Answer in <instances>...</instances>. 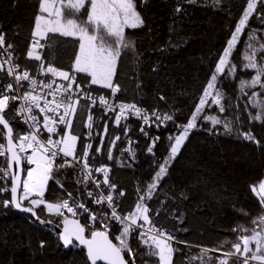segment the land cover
Segmentation results:
<instances>
[{
  "label": "trees",
  "instance_id": "obj_1",
  "mask_svg": "<svg viewBox=\"0 0 264 264\" xmlns=\"http://www.w3.org/2000/svg\"><path fill=\"white\" fill-rule=\"evenodd\" d=\"M38 3L39 0H0V28L9 42L15 45L21 63L29 69H35L37 65V62H29L25 54L32 40L35 17L39 14ZM178 3L181 6L180 13L174 11ZM246 3L247 0H220L218 4L213 0H197L195 4L185 3L184 0H147L141 4L137 0V11L145 23L140 28L126 31V35L134 40L135 49L122 53L114 82L121 87V101L173 115L175 123L168 121L167 128L155 133L159 138L158 146L151 154H148L150 144L144 141L140 123L137 122L129 123L125 129H115L111 123L108 124L112 134L120 133L121 137L111 159L108 158V144L101 157L96 152L98 145L93 148L89 162L93 163V159L98 158L96 163L99 166L110 169V183L125 193L120 204L123 214L134 211L138 199L137 189L150 182L157 165L168 156L173 142L169 137L178 134L176 125L189 121ZM257 11H260L259 4ZM248 25L260 29L257 35L264 38V24L255 14L249 19ZM248 31L246 27L232 55V61L237 64L235 77H220L227 110L219 113L218 107L209 99L212 106H206L203 113L232 121L233 133L226 134L222 125L213 126L211 121L202 118V114L197 118L201 129L190 133L172 162L169 175L160 182L159 199L154 197L148 201L153 210L150 216L159 210L154 222L173 231L178 239L190 245H176L181 251L174 254L173 264H189V257H198L203 248H217L225 240L235 242L237 233L232 229L237 224L253 227L251 221L261 211L250 185L264 179V123H250L248 119V111L253 114L256 112L248 103L249 96L260 89H246L249 96H244L239 90L240 79H248L254 74L253 70L242 67L246 63L242 53ZM53 36L52 62L70 71L79 42L59 34L49 35L50 38ZM42 54L47 57L49 49L44 48ZM89 79L84 74L77 75V80L83 83ZM7 83H10L7 75L0 72V89ZM92 87L97 93L107 92ZM246 105L248 111H245ZM15 108L16 102H10L6 115ZM13 115L14 134L16 131L24 132L19 116ZM87 115V110L78 108L73 120L72 132L80 137L78 154L81 145L86 144ZM237 129L241 132L251 130L260 144L238 138ZM125 138L137 143L139 156L134 167H131L129 157L123 153ZM1 166H6L5 157L0 159ZM30 167L25 165L26 169ZM78 173L77 167H65L59 171L54 169V179L49 180L44 199L56 202L68 198L66 193L71 192L74 198L96 214L97 220H89V212L79 208L76 216L63 210L65 217L86 225L89 235L92 230L107 231L118 244L114 237L121 233L122 228L110 219L103 204H97L87 196L89 191L95 196V190L89 182L78 183L83 180ZM56 180L60 181L63 188ZM24 204L27 205L28 201H24ZM240 209L246 210L248 215L242 214ZM36 212L44 221H52L60 227L65 218L47 213L43 205ZM41 241L44 242L43 247L40 246ZM129 244L135 253L136 264H157L156 258L145 255V247L137 239V233H132ZM229 246L226 244L225 248ZM124 255L129 259L127 252ZM208 256L213 258L211 264H218L216 257L220 253L209 251L204 257L206 264ZM0 264L90 263L86 253L77 247L67 251L54 230L10 208L0 213ZM191 264H200V261L193 260Z\"/></svg>",
  "mask_w": 264,
  "mask_h": 264
},
{
  "label": "snow or ice",
  "instance_id": "obj_2",
  "mask_svg": "<svg viewBox=\"0 0 264 264\" xmlns=\"http://www.w3.org/2000/svg\"><path fill=\"white\" fill-rule=\"evenodd\" d=\"M139 2L143 4L147 0H139ZM184 2L195 4L197 0H184ZM213 2L218 4L220 0H213ZM258 4L260 11H257ZM174 11L181 12L179 3ZM38 12L31 33L32 40L25 54L27 59L39 62L36 65L35 74L30 73L27 68L21 70V65L16 62L18 57H15L12 51L13 45L6 44L5 34L0 32V56L3 57L0 58V72L6 71L13 81L0 89V126H2L0 127V157L6 158V166L0 167V180L5 181L4 185L0 186V193L10 192V199L3 200L4 207L11 205L22 212L31 213L41 223L46 222L41 220L36 212L41 205L48 213L61 217H65L63 210L76 216L79 208L89 212V220L96 221V214L91 212L84 203L74 198L71 192L66 193L68 198L56 202H48L44 199L48 182L54 179V169L59 171L61 168L79 165L78 174L83 177V180L77 181L78 183L86 184L91 180L96 189H100L102 184L107 187L108 194L98 191L94 196L93 192L89 191L87 196L93 198L97 204L106 203L111 209V219L120 223L122 231L114 237L118 241L116 244L109 239L107 231L92 230L90 235L86 236V225H82L79 220H69L65 217L63 231L59 236L63 245L65 247L82 245L86 249L90 264H98V262L129 264V260L131 264H136L135 253L129 244V239L135 232L137 239L145 247V255L156 258L157 264H173L174 254L181 251L174 245H190L187 241L178 239L173 231L154 222L155 216L159 215V210L150 216L149 213L153 210L148 201L153 200L154 197L159 199L160 182L169 175L171 164L179 155L191 130L198 127V116L204 113L206 106H212L209 104V99L218 107L219 113L227 110L228 106L223 102L225 95L222 89L223 81L220 77H235L237 64L232 61V54L246 27L249 31L242 53L243 61L246 63H243L242 67L253 70L254 74L248 79H240L239 90L244 96H249L246 89H260V91L251 92L249 96L248 103L256 109L255 114L248 111L247 105L245 111H248L250 123H264V38L257 35L260 29L248 25L253 14L261 24H264V0H247L246 8L218 59L214 71L210 74L209 81L193 114L186 124L176 125L178 134L169 137V140L173 142L170 144L168 156L157 165V170L150 182L137 189L138 199L134 204V211L128 214L117 212V204L111 194L115 192L116 185L109 181L108 167L93 169L88 163L92 144L81 145L79 154H77V142L80 137L73 134L72 127L78 108L82 107L88 111L87 127L92 129L93 116L90 110L96 107L97 103L104 110L105 115L109 112L115 113L113 120L117 125L120 124L121 118L127 120L129 115L143 119L145 123L154 121L175 123L173 115L160 114L157 111L149 114L147 110L134 103L115 102V95L121 91L120 85L114 83L118 62L122 53L135 49V42L131 36L126 35V29H137L145 23L141 13L137 11V0H39ZM50 33L59 34L65 38H75L79 42L70 71L63 70L52 62L51 50L54 48L55 36L50 38ZM41 41H46V43H41ZM44 48L49 49L47 57L39 51ZM78 74H84L90 79L82 86L77 81ZM39 76L47 79H38ZM91 86L110 90V96L94 95ZM38 89L42 91L38 92ZM160 99L163 100L164 97L161 96ZM81 100H86L88 103L81 105ZM17 101H19L17 107L6 115L10 102ZM13 113L20 116L22 122L27 125L26 131H16L14 134L12 123L15 117ZM202 118L211 121L213 126L222 125L226 134L233 133V122L226 118L207 114H203ZM60 126L64 128L63 133L60 132ZM104 131H107L106 125ZM236 131L238 138L260 144L251 130L241 132L237 129ZM102 146L101 141L96 152H99ZM113 146L114 141L108 147L109 159L112 158ZM148 151L151 153L152 148L149 147ZM58 157L60 158L59 164H57ZM132 158H135L134 153ZM24 165L34 167L26 169ZM94 171L102 173L103 178L96 179L93 175ZM9 178L11 179L10 186L7 184ZM56 183L60 184V181L56 180ZM60 187L63 188V185L60 184ZM250 188L258 198L261 208L260 213L251 221L253 227L237 224L232 229L237 233L235 242L225 240L217 248L211 250L203 248L198 257H189V264L197 259L200 264H206L204 257L209 251L220 253V256L216 257L218 264H252V262L264 264V179L257 184L250 185ZM123 195V191L119 192L116 200ZM24 201H28V204L25 205ZM239 211L248 215L244 209ZM180 222L183 223V220L181 219ZM47 223H52V221H47ZM104 227L107 229V224ZM178 231H186V229H178ZM226 244L230 246L225 248ZM40 246H44L43 241ZM125 252L128 253L129 259L125 258ZM212 259L208 256L207 264H211Z\"/></svg>",
  "mask_w": 264,
  "mask_h": 264
},
{
  "label": "built area",
  "instance_id": "obj_3",
  "mask_svg": "<svg viewBox=\"0 0 264 264\" xmlns=\"http://www.w3.org/2000/svg\"><path fill=\"white\" fill-rule=\"evenodd\" d=\"M0 32H3V31L1 30V28H0ZM3 33H4V32H3ZM4 34H5V33H4ZM5 40H6V44H12V43L9 42V40H8L6 34H5ZM12 45H13V44H12ZM12 51H13V53H14V56H15V57H18V59L16 60V62L19 63V64L21 65V70L27 68V67H25V66L21 63V59H20V57L17 55V51H16V47H15V45H13V49H12ZM39 51L42 53V52L44 51V49H39ZM0 58H3V57L0 56ZM27 60L30 61V62L33 61V60H31V59H27ZM38 63H39V62H38ZM27 69H28V70L30 71V73H32V74H35L36 71H37L36 68H35V69H29V68H27ZM5 74L7 75L6 71H5ZM7 77H8V79H9V82L12 83V82H13V81H12V78L9 77L8 75H7ZM37 78H38V79H47V78L44 77V76H39V77H37ZM58 82H59V81H58ZM78 83H80L82 86L85 84V83H83V82H81V81H78ZM91 90L93 91V94H94V95H99V94H100V93L95 92V91L93 90V87H92V86H91ZM21 91H24V89H21ZM41 91H42L41 89H38V92H41ZM10 94H11V93H10ZM102 95H104L105 97H109V96H110V91H108V92H106V94H102ZM120 96H121V91L115 95V102H124V101H121V100H120ZM49 99H51V97H49ZM18 103H19V101L16 102V107H17V104H18ZM87 103H88V101H86V100H81V104H87ZM124 103H127V102H124ZM138 107H141V106H138ZM141 108H143V107H141ZM143 109L147 110L149 114H151V113L153 112V111H150V110H148V109H146V108H143ZM154 111L159 112L158 110H154ZM90 112H91V115L93 116V121H92V122H97V123H98V122H101V123H104L105 121H107V122L111 123L112 126H113L115 129H125V128L128 127L129 123H131V122H137V123H140V133H141V135H142L144 141H145V142H148V143L150 144V147L152 148V152H151V153H153V152L157 149V146H158V139H156L157 136H156L155 133L159 132L161 129H165V128H167V125H168V121L163 122V123H161V122H159V121H154V122H150V123H145V122L143 121V119L135 118V117H133V116H131V115H129V118H128L127 120H125L124 118H121L120 124L117 125V124L114 123V120H113V117H114L115 113H111V112H109V113H107V114L105 115V114H104V110L99 106V103H97V106H96V107L91 108ZM159 113H160V112H159ZM160 114H161V113H160ZM19 118H20V120H21V122H22V119H21L20 116H19ZM109 123H108V124H109ZM22 124L24 125V131H26V130H27V125H26L25 123H23V122H22ZM108 124H107V125H108ZM125 125H127V127H126ZM197 125H198V123H197ZM200 129H201V127H199V125H198V127L195 128V129H193V130H191V132H193V131H197V130H200ZM63 131H64L63 126H60V132L63 133ZM191 132H190V133H191ZM45 135H47V134H45ZM53 138H55V137H53ZM125 143H126V146H125V148H124V150H123V153L129 157L131 167H134V166L137 164V158H138V156H139V155H138V154H139V151H138V148H137V143H136L135 140H132V139H130V138H125ZM91 153H92V152H91ZM133 153L135 154V158H134V159L132 158V154H133ZM151 153L148 151V154H151ZM97 155H98V157H101L98 153H97ZM90 156H91V154L88 156V163L93 167V169L98 168V167H102V166H99V165L96 163V161L98 160V158L93 159L94 162H93V163H90V162H89V158H90ZM2 158H3V157H0V159H2ZM59 162H60V158L58 157V159H57V164H58ZM1 167H2V166H1ZM75 167H77V169L79 170V165H77V166H75ZM108 169H109V168H108ZM93 175H94V177H95L96 179H102V178H103V174H102V173H96V172L94 171V172H93ZM108 175H110V169H109V173H108ZM88 182H89V183L92 185V187L94 188L95 193L98 192V191H104L105 194H108V190H107V187H106L105 185L102 184L101 187H100V189H96V188L94 187V185H93V183H92L91 180H89ZM4 183H5V181L0 180V186H3ZM7 184H8V186L11 185V179H10V178L7 180ZM45 192H46V190H45ZM119 192H121V191H119L118 187L116 186L115 192H113V193H111V194H112L113 197H114V202L117 204V212H118V214H123V213L120 211V204H121L122 198L125 196V193H124V195H123L122 197H120L118 200H116V196H117V194H118ZM5 199H10V192H3V193H0V213H1V212L4 213V212L8 211L10 208H13L11 205H9L8 207H4V205H3V200H5ZM102 204L105 206V208H106V210H107V212H108V214H109V217H110V219H111V216H110L111 209L107 206L106 203H102ZM111 220H112V219H111ZM112 221H113L116 225H118L119 227L122 228V226L120 225V223H119L118 221H115V220H112ZM134 233H135V232H134ZM183 245H184V244H183ZM174 246H176V245H174Z\"/></svg>",
  "mask_w": 264,
  "mask_h": 264
},
{
  "label": "rangeland",
  "instance_id": "obj_4",
  "mask_svg": "<svg viewBox=\"0 0 264 264\" xmlns=\"http://www.w3.org/2000/svg\"><path fill=\"white\" fill-rule=\"evenodd\" d=\"M235 49H236V47H235ZM114 81H115V77H114ZM95 87H98V86H95ZM98 88L99 89H102V90H105V91H110L108 89H103V88H100V87H98ZM199 117L200 116H198V118ZM108 123L109 122H107V121H105L104 123H101V122H98V123L97 122H92V124H93L92 129H89L87 127L88 134H87V137L85 139L86 140V144H88V143H91L92 144V149L89 150V155L91 154L93 148L96 145L99 146L100 145V142L102 141L103 142V146L101 147L100 151L97 152L100 156H102L103 149L106 147V145L108 144L107 146L109 147V145L110 144H113V141H114V146L111 149V156L113 157L114 151H115L118 143L120 142L121 137L119 136L120 133L117 134V135L116 134H112V132L109 130V125H107ZM105 125L107 126V131L106 132L104 131ZM90 132H91V134L89 135ZM115 137H119V139H115ZM185 143H186V141H185ZM79 144H80V140L77 142V154H78ZM183 146H182V148H183ZM68 159H71V158H68ZM30 166L31 167H34L33 165H30ZM252 264H256V262H252Z\"/></svg>",
  "mask_w": 264,
  "mask_h": 264
},
{
  "label": "water",
  "instance_id": "obj_5",
  "mask_svg": "<svg viewBox=\"0 0 264 264\" xmlns=\"http://www.w3.org/2000/svg\"><path fill=\"white\" fill-rule=\"evenodd\" d=\"M0 127H2V126H0ZM14 167H15V166H14ZM24 167H25V165H24ZM13 210H14L17 214L25 215V216H28V217L34 219V220H35L39 225H41V226H44V227H47V228H50V229L54 230V231L56 232V234L58 235V237L60 236V234H61L62 231H63L64 223L62 224L61 227H60V226H57V225H55V224H53V223H47V222H45V223H41L40 220H37L36 217L32 216L31 213L22 212V211H20V210L14 208V207H13ZM41 220H43V219H41ZM69 220H72V219H69ZM79 222H80V221H79ZM80 223H81V222H80ZM81 224H82V223H81ZM85 235H86V236H89V233L87 232V230H85ZM108 235H109V234H108ZM109 239H112L110 235H109ZM112 241H113V240H112ZM60 242H61V245H62L67 251H70V250H72L73 248H75V247H73V246H71V245H69L68 247H65V246L63 245V243H62L61 240H60ZM113 243H115V242L113 241ZM77 248H78L80 251H84V252L86 253V249H85L82 245L79 246V247H77ZM86 257H87V256H86ZM125 258H126V257H125ZM87 259H88V258H87ZM88 261H89V260H88ZM89 263H90V261H89ZM98 264H103V262H98Z\"/></svg>",
  "mask_w": 264,
  "mask_h": 264
},
{
  "label": "crops",
  "instance_id": "obj_6",
  "mask_svg": "<svg viewBox=\"0 0 264 264\" xmlns=\"http://www.w3.org/2000/svg\"><path fill=\"white\" fill-rule=\"evenodd\" d=\"M46 15V14H45ZM126 31H127V29H126ZM51 34V33H50ZM49 34V35H50ZM46 41H41V43H45ZM98 88V87H97ZM47 211V210H46ZM48 213V212H47ZM49 214H51V213H49ZM54 215V214H53Z\"/></svg>",
  "mask_w": 264,
  "mask_h": 264
},
{
  "label": "bare ground",
  "instance_id": "obj_7",
  "mask_svg": "<svg viewBox=\"0 0 264 264\" xmlns=\"http://www.w3.org/2000/svg\"><path fill=\"white\" fill-rule=\"evenodd\" d=\"M29 62H30V61H29ZM31 62H37V61H34V60H33V61H31ZM37 64H38V62H37ZM77 81H78V80H77ZM120 88H121V87H120Z\"/></svg>",
  "mask_w": 264,
  "mask_h": 264
}]
</instances>
